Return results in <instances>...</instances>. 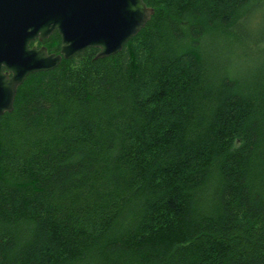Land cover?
Wrapping results in <instances>:
<instances>
[{
	"label": "trees",
	"instance_id": "16d2710c",
	"mask_svg": "<svg viewBox=\"0 0 264 264\" xmlns=\"http://www.w3.org/2000/svg\"><path fill=\"white\" fill-rule=\"evenodd\" d=\"M143 1L0 115V264H264V0Z\"/></svg>",
	"mask_w": 264,
	"mask_h": 264
},
{
	"label": "water",
	"instance_id": "95a60500",
	"mask_svg": "<svg viewBox=\"0 0 264 264\" xmlns=\"http://www.w3.org/2000/svg\"><path fill=\"white\" fill-rule=\"evenodd\" d=\"M153 13L143 0H0V115L13 109L17 87L29 73L55 67L86 48L95 58L117 53ZM53 30L58 53L29 46Z\"/></svg>",
	"mask_w": 264,
	"mask_h": 264
},
{
	"label": "flooded vegetation",
	"instance_id": "af4514ba",
	"mask_svg": "<svg viewBox=\"0 0 264 264\" xmlns=\"http://www.w3.org/2000/svg\"><path fill=\"white\" fill-rule=\"evenodd\" d=\"M57 32L56 30H53L46 38H44V39H42V40H39V39H34V40H32V41H30V43H29V46L30 47H32V46H35V47H37V48H39V47H45L46 48V51H47V53L49 54V53H55V52H52V51H48V45L50 44V41H49V39H50V35L53 33V32ZM58 33V32H57ZM59 35V34H58ZM60 36V35H59ZM59 52V51H58ZM57 52V53H58Z\"/></svg>",
	"mask_w": 264,
	"mask_h": 264
}]
</instances>
